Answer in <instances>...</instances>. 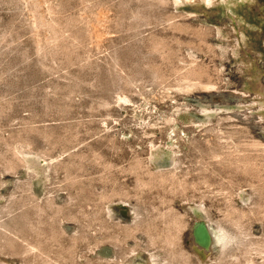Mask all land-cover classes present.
Segmentation results:
<instances>
[{
    "label": "rangeland",
    "instance_id": "obj_1",
    "mask_svg": "<svg viewBox=\"0 0 264 264\" xmlns=\"http://www.w3.org/2000/svg\"><path fill=\"white\" fill-rule=\"evenodd\" d=\"M250 46L264 0H0V264H264Z\"/></svg>",
    "mask_w": 264,
    "mask_h": 264
},
{
    "label": "bare ground",
    "instance_id": "obj_2",
    "mask_svg": "<svg viewBox=\"0 0 264 264\" xmlns=\"http://www.w3.org/2000/svg\"><path fill=\"white\" fill-rule=\"evenodd\" d=\"M195 1V0H194ZM204 2H206L207 4H217V3H226L228 5H231L235 2H240V1H244V0H202ZM205 7V6H204ZM213 12V11H212ZM211 12V13H212ZM227 34V33H226ZM225 34V35H226ZM236 32L235 31H230L228 34H227V39L230 41L232 40L233 43V48H237V44L234 40V38L232 37V35H235ZM259 37V36H258ZM244 38V37H243ZM232 48V49H233ZM248 49V50H247ZM242 52L244 53H238L240 57H243V65H244V68L246 70H250L252 68V71L250 73H252V76H247L245 77V82H244V91L245 92H249L250 89H253V91L255 92L254 93V101H253V104H258L259 105V108H263L264 109V92H262L263 88L261 89L260 86H262L264 84V82L258 77V73L261 75L263 74V70H259V71H254V66L258 65V61L259 59L261 58V53L260 52H255V49L252 48L251 46L250 47H246V48H241ZM237 54V55H238ZM258 68V67H257ZM254 71V72H253ZM196 74H199L197 71L193 72V75H196ZM262 76V75H261ZM185 78H188L186 76H184ZM188 79H191V78H188ZM196 86H201V87H204L206 89H210L212 86L210 84H205L203 85V83L201 84L199 81H196V82H190L188 84V88H192V87H196ZM258 108V107H257ZM211 109V108H210ZM206 112L209 110V109H204ZM207 116V115H206ZM1 186L2 187H5L6 186V182H2L1 183ZM240 198V197H239ZM206 221V220H205ZM205 223V222H204ZM206 224V223H205ZM206 227L210 233V242H211V248L212 249V244H213V236H212V232L211 230L209 229V227L207 226L206 224ZM203 237V236H202ZM203 240V238H202ZM206 250V249H205ZM198 251V250H197ZM202 251V250H201ZM143 253V255L141 254H134L132 253L129 257V260L125 263V264H143V262H140L138 261V259L140 260H143V261H147L148 264H155L153 263V258L152 255L148 252V251H141ZM193 252V251H192ZM206 252V251H205ZM205 252H200L198 251V254L201 258L205 259L206 258V253ZM205 253V254H204ZM143 256H147L148 259H146L145 257ZM200 258V259H201ZM208 260V258H207ZM201 261V260H200Z\"/></svg>",
    "mask_w": 264,
    "mask_h": 264
},
{
    "label": "water",
    "instance_id": "obj_3",
    "mask_svg": "<svg viewBox=\"0 0 264 264\" xmlns=\"http://www.w3.org/2000/svg\"><path fill=\"white\" fill-rule=\"evenodd\" d=\"M191 235H192V240L194 242V249H196L200 252H202L204 248L206 250H210V248H211L210 233H209L204 221L199 220V219L196 220V223L191 228ZM202 238H203V240H202ZM201 248H203V249H201Z\"/></svg>",
    "mask_w": 264,
    "mask_h": 264
}]
</instances>
